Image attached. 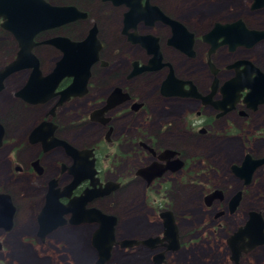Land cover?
Wrapping results in <instances>:
<instances>
[{
  "label": "flooded vegetation",
  "instance_id": "obj_1",
  "mask_svg": "<svg viewBox=\"0 0 264 264\" xmlns=\"http://www.w3.org/2000/svg\"><path fill=\"white\" fill-rule=\"evenodd\" d=\"M43 1L74 7L81 18L32 35L30 7L23 16L15 7L20 1L0 0V106L8 109L0 119V168L33 185L43 180L35 186L39 204L30 211L36 241L43 246L59 230L79 234L81 251L95 264L99 211L116 223L105 264L118 249L130 256L127 264H234L233 250L239 264H264V0L259 8L255 0H209L206 9L194 0ZM13 14L20 25H12ZM53 38L83 47L65 56L46 44ZM22 43L31 45L38 75L32 62L15 71ZM37 94L46 100L35 102ZM15 122L30 124L19 140L7 138ZM212 136L241 157L210 167L209 149H200ZM198 139L201 145L187 153ZM197 149L205 151L202 157ZM245 161L260 163L251 171ZM50 184L58 198L46 217L61 224L41 236L38 217ZM135 187L141 190L142 231L121 233L125 212L132 221L121 197ZM188 187L192 196L198 192L201 217L183 232L187 219L179 201ZM83 196L86 201L78 202ZM11 200L13 224L8 232L0 229L4 234L13 231L22 209ZM251 217L259 244L244 252L248 238L238 232ZM207 240L216 243L214 253L200 249L210 245ZM123 241L133 245L121 248Z\"/></svg>",
  "mask_w": 264,
  "mask_h": 264
},
{
  "label": "rangeland",
  "instance_id": "obj_2",
  "mask_svg": "<svg viewBox=\"0 0 264 264\" xmlns=\"http://www.w3.org/2000/svg\"><path fill=\"white\" fill-rule=\"evenodd\" d=\"M196 7L206 9L209 5V0H194ZM8 109L5 104L0 106V119H6ZM30 124L25 122L19 125L15 123L9 124L7 128V138H14L19 140L29 130ZM220 129V128H218ZM12 132V134H10ZM218 135H221L218 133ZM183 141L185 139L183 138ZM222 139H216L215 136L207 139L206 147L200 150L209 149L208 156L210 167H226L228 161H235L241 157L239 151L235 149L232 144L222 145ZM201 139L193 140L191 146L194 148H188V152L193 154V150L201 145ZM197 152L202 155L205 151ZM221 152L225 155L221 156ZM200 167V166H199ZM43 182V180H40ZM26 178H17L9 176L7 170L0 168V189L3 192H7L12 196L15 205L22 207V209L15 215V228L10 234H4L0 232V243L3 249L0 251V264H92L94 262V256L90 253L81 251V242L79 234L72 236L67 230L57 231L45 245H40L34 237L36 224L34 218L31 215V207L36 209L38 202V191L35 186ZM198 192L192 196V189L190 187L184 188L181 191V201L179 209L181 212H185V218L188 223L182 224V231L186 232L190 230V225L194 224L200 219V209H197ZM122 204H127V210L131 213L132 221L130 222L127 213L123 214V219L119 223L118 230L121 233H126L129 229L133 230V234H141L143 227V215H142V197L140 187H135L132 191L127 192L121 197ZM105 207V205H103ZM196 217V218H194ZM211 226L208 227V230ZM210 245L208 247L201 244L200 249L206 248L211 253L215 252L216 243L211 240H207ZM31 244V245H30ZM200 253V252H199ZM206 253V252H205ZM112 261L110 264H127L130 260V256L125 255L121 250H116L113 253ZM139 263H145V256L137 254ZM182 257H179L181 259ZM222 260L219 256L218 261Z\"/></svg>",
  "mask_w": 264,
  "mask_h": 264
},
{
  "label": "water",
  "instance_id": "obj_3",
  "mask_svg": "<svg viewBox=\"0 0 264 264\" xmlns=\"http://www.w3.org/2000/svg\"><path fill=\"white\" fill-rule=\"evenodd\" d=\"M15 1L16 2L20 1L19 3L15 4V7H16V9L21 11L23 16L26 15L25 13H23V10H24L23 8L30 7V10L33 11L32 12V18L29 19L28 21H27V19H25L27 21V23H26L27 25L32 26V27L35 26V28H36V29H34V31H32V33H31L32 35L35 34L36 32H40V31L48 29V28L60 26L64 23L74 21L77 18H81V15L79 16L80 13L77 12V10L74 7L53 6V5H50L46 2H44L43 0H15ZM261 1L262 0H255L256 5L254 7L259 8L260 6H262ZM2 10H4V9H2ZM0 12L4 13L2 11H0ZM30 14H28L27 16H30ZM27 16L25 18H27ZM13 17H14V20H17V21L14 22L12 25H20L22 20H18V19H20L19 14H15V15L13 14ZM15 28H17V27L15 26ZM219 31L216 29V27L211 31V34H213L212 36H214L215 41L220 36ZM13 32L15 34L17 31H15V29H14ZM250 33L254 34V32H250ZM30 38H32V37H28V40ZM258 38H262V37H258ZM253 39H251L250 41H252ZM252 42H254V41H252ZM46 44L53 45L56 48L60 49L62 52H64L65 56H68V53L66 52L67 49H69V48L70 49L71 48L80 49L83 47V44H81V43H72L68 39H64V38H53L51 40H48L46 42ZM213 46H214L213 48L216 49L218 45L214 44ZM31 48H32L31 45H28V44L24 45L22 43L21 50L17 54L16 60L13 62L14 63L13 66H15V67L17 66L18 63H21V66L16 67L15 71L31 68L30 63L32 62L33 63L32 64L33 73L35 75H38L40 73L39 70H37L38 61L34 57V55L31 54ZM65 56L57 64L53 73H55L57 75L62 74V72L64 71L63 59L66 60ZM87 62L88 63H86V70L88 71L89 67L93 61L88 60ZM8 70H11V69H9V67H8L6 69V71H8ZM251 91L253 93H256L257 86H252ZM35 96H37V98L35 99V102L39 103V102H43L44 100H46V99H39L40 97H42V95H40V94H37ZM2 138H3V129L0 126V144H1ZM259 163H260V161H254L252 163L247 164V162L245 161L243 164V167H246L249 164H251L252 165L251 171H253V169H255ZM108 192H109L108 188L101 190V192H99V194L97 196H102L104 194H107ZM84 194H86V193H84ZM57 198H58V196H57V194L55 195L53 184H50V188H49L48 193L45 197L44 207H43V209H42V211L38 217V222L40 225L39 233L41 236H44L46 233H48L49 231L53 230L54 228H56L57 226H59L61 224L60 221H56V220L51 221L50 219H48L46 217L48 215V213H49V215H51L50 210L53 207L52 204H53V202L57 201ZM84 200L86 201L85 196L79 198L77 201L78 202L81 201V203H82V201L85 202ZM95 213L97 216L96 221L100 225V229L98 231H96V233L94 234L95 247L100 251L99 256H98V260L95 264H105L110 259L111 248H112V245L114 244V227H115L116 223H115L114 217H112V216L102 214L99 211H96ZM14 214H15V207L12 203L11 196L9 194L0 192V229H3L5 232H8L11 229L12 224H13ZM52 222H53V224L51 225ZM86 222H91V221L87 220ZM259 225L261 226V230H260V233H261L263 225L261 223ZM239 233L240 234L245 233V235L248 238V244L246 245V249L243 250L244 252L254 248L256 245L259 244V243H256L258 241H256V239H255L257 231L255 229V222H254L253 217L250 218V221L247 223V225L244 228H242L238 232V234ZM261 235L264 237L263 233ZM131 245H133V244L129 241H123L120 243L121 248H127V247L130 248ZM238 253H239V251L236 252L233 250V254L231 255L230 260H232V262L234 264H239L238 263V256H239Z\"/></svg>",
  "mask_w": 264,
  "mask_h": 264
},
{
  "label": "clouds",
  "instance_id": "obj_4",
  "mask_svg": "<svg viewBox=\"0 0 264 264\" xmlns=\"http://www.w3.org/2000/svg\"><path fill=\"white\" fill-rule=\"evenodd\" d=\"M201 123H203V121H201Z\"/></svg>",
  "mask_w": 264,
  "mask_h": 264
}]
</instances>
